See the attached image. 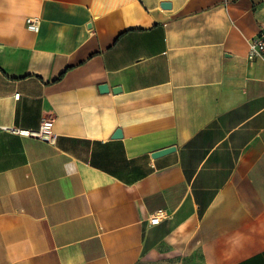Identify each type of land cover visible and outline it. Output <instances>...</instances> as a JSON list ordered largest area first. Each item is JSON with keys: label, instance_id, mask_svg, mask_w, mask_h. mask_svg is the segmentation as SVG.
Instances as JSON below:
<instances>
[{"label": "crops", "instance_id": "1", "mask_svg": "<svg viewBox=\"0 0 264 264\" xmlns=\"http://www.w3.org/2000/svg\"><path fill=\"white\" fill-rule=\"evenodd\" d=\"M262 26L264 0H0V264H264ZM43 118L53 143L13 132Z\"/></svg>", "mask_w": 264, "mask_h": 264}, {"label": "built area", "instance_id": "2", "mask_svg": "<svg viewBox=\"0 0 264 264\" xmlns=\"http://www.w3.org/2000/svg\"><path fill=\"white\" fill-rule=\"evenodd\" d=\"M26 26L30 30H37V22L35 19H27ZM247 58L249 60L256 58L264 59V26L260 27L257 34L249 40ZM18 96L19 94L15 95V97ZM13 132L22 136L38 138L49 143L55 142L56 139V135L53 132L52 118H43L39 128L36 130L15 128L13 129ZM169 216L170 214L167 210L158 209L148 216L147 222L150 225H156Z\"/></svg>", "mask_w": 264, "mask_h": 264}, {"label": "water", "instance_id": "3", "mask_svg": "<svg viewBox=\"0 0 264 264\" xmlns=\"http://www.w3.org/2000/svg\"><path fill=\"white\" fill-rule=\"evenodd\" d=\"M165 5H167V4H162V6H165ZM100 91H104V92L107 91V87H106L105 84H103V85L100 86ZM113 91H117V90H113ZM120 135H121V131H120V130H117V131L115 132V134H114L115 137H118V136H120ZM173 149H174L173 147L164 148V149L158 150V151H156V152H153L152 156H153V157H156V156H159V155L165 154V153H167V152H170V151H172Z\"/></svg>", "mask_w": 264, "mask_h": 264}]
</instances>
